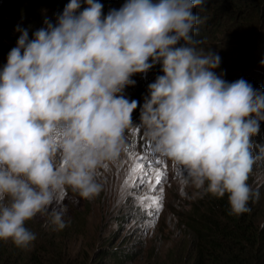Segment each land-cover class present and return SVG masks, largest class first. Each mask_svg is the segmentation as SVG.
Returning a JSON list of instances; mask_svg holds the SVG:
<instances>
[{
  "label": "clouds",
  "instance_id": "obj_1",
  "mask_svg": "<svg viewBox=\"0 0 264 264\" xmlns=\"http://www.w3.org/2000/svg\"><path fill=\"white\" fill-rule=\"evenodd\" d=\"M83 2L78 11L81 0H70L32 39L20 30L0 70V241L28 248L36 235L26 222L38 214L62 230L58 195L67 188L83 199L99 194L98 171L120 158L134 127L139 102L123 90L156 63L163 75L148 85L135 127L197 187L227 194L232 214L249 211L258 195L249 175L264 158V147L252 152L264 92L226 82L212 71L219 55L192 46L202 0H126L106 16L97 0Z\"/></svg>",
  "mask_w": 264,
  "mask_h": 264
},
{
  "label": "rangeland",
  "instance_id": "obj_2",
  "mask_svg": "<svg viewBox=\"0 0 264 264\" xmlns=\"http://www.w3.org/2000/svg\"><path fill=\"white\" fill-rule=\"evenodd\" d=\"M117 1L112 2L114 9L120 6ZM249 1L247 5L235 7V10L241 9L240 11L224 15L227 16L225 19L223 16L218 18L221 22L220 27L217 28V32L212 33H216V36L207 37L205 34L201 44L196 42L192 45L202 54L211 51L219 55L220 65L212 71L219 77L228 75L223 77L228 82L234 73L241 75L245 81H249V78L245 79L249 70L257 77L261 76L258 73H264V64H261L263 60L255 57L257 52L261 54L258 47L261 38L264 39V8L261 6L263 0ZM97 2L103 5L102 12L106 16L110 11L109 3L106 0ZM9 3L10 0H0V70L6 65L10 50L16 47L21 35L20 30L27 29L29 39H32L35 31L46 27V20L55 24L57 17L64 10L62 5H59L61 8L57 4L45 6L39 14H33L36 18L33 19V23L26 25V20L31 22L30 17L23 14L17 16L13 7L8 6ZM85 7L87 6L81 5L80 9L83 10ZM235 16L236 20L230 22ZM222 26L223 29H220ZM214 27L215 25L209 26L208 30ZM155 67L156 70H160L162 64L156 63L147 72L133 74L131 79L135 83L126 85L123 90L122 95L125 98L139 102L137 109L132 113L134 127L125 133L126 149L120 158L105 164L98 171V182L102 185L99 194L92 199H83L71 188H67L58 195L62 205L67 208L63 217L65 224L77 220V223H70L67 235H62L63 238L58 241L61 243L62 254L69 251L72 264L74 262L117 264L113 251H125L135 256L133 260L124 259V264H189L191 243L189 224L210 206H217L220 199L228 201L227 194L223 198H218L209 193L206 183L202 187H197L183 167L154 152L144 130L135 127L141 123V107L145 98L149 96L148 85L155 82L157 76L163 75L152 74L151 69ZM252 79L253 77L250 81ZM252 87L254 90L264 92L262 82L259 88L254 85ZM260 133L264 134V121H260V131L256 137ZM141 155L147 159L139 161L138 157ZM157 159L165 171L162 183L155 191L147 184L140 187L137 177L142 175V170L137 168L130 173V169L137 163L147 164L148 161L155 162ZM152 174L155 175L154 169ZM248 184L254 193L258 194L257 199L249 200V210L258 207L264 215V164L253 166ZM159 188L163 189V207L158 216L149 215L154 209L147 206L151 204L150 198L153 195H160ZM260 221L262 222V217ZM153 222L154 227L151 226ZM26 226L33 229L31 231L36 235L34 242L42 244L49 243L48 237L52 233H64V230L68 229L65 226L62 230H57L51 223L50 216L39 214L27 221ZM50 247L54 250L52 243Z\"/></svg>",
  "mask_w": 264,
  "mask_h": 264
},
{
  "label": "trees",
  "instance_id": "obj_3",
  "mask_svg": "<svg viewBox=\"0 0 264 264\" xmlns=\"http://www.w3.org/2000/svg\"><path fill=\"white\" fill-rule=\"evenodd\" d=\"M61 1L10 0L8 6L13 7L12 9L16 12L17 16L18 14H23L27 15L28 18L30 17L31 22L26 20V25H31L34 21L33 19H36L33 14H39L45 6L57 4L58 7L62 5L65 8L67 3L70 2V0H63L65 3ZM106 1L109 3L110 10H113L112 2L114 0ZM117 2L121 8L126 0H118ZM249 2V0H202V3L193 9V13L199 17V23L195 25L191 33L194 41L201 44L205 34L207 37L216 36V33H212L217 32V28L220 27L221 22L218 21V18L240 11L241 9L235 10V7L247 5ZM81 5L87 6L83 0H81ZM261 6L264 8V0ZM119 7L117 6L116 10H119ZM79 11L82 10L80 9ZM235 20L236 16L231 18L230 22H234ZM213 25H215L214 29L208 30L209 26L212 27ZM195 28L198 29L195 30ZM220 29H223V26ZM225 29H227L226 26ZM259 46L258 50L261 54L257 52L255 57L261 58L263 60L261 64H264V39L261 38ZM151 70L152 74H163L162 68L156 70L155 67V69ZM253 74L254 72L249 70V74H247L245 79L249 78L247 82L259 88L261 82L264 84V73H258L261 75L259 77ZM226 76L228 75L220 77L223 79ZM251 77L253 79L250 81ZM238 79H242V76L234 73L229 83L235 82ZM263 139L264 134L252 137L254 142L252 150L254 157L258 156L261 147H264ZM263 161L264 158L256 159L253 166L264 164ZM252 199H257V196H254ZM220 201V203L217 201V206H210L206 212L196 216L189 224V236L191 240L189 264H264V215H262V211L256 207L252 211L249 210L241 215H235L231 213L228 201L225 199H220ZM260 217H262V222L260 221ZM71 222L77 223V220L75 219ZM70 223L66 224L68 229L64 230V233H52L48 237L50 238L48 240L49 243L45 242L46 244L35 243L33 241L28 248L22 249L16 247L10 240L0 241V264H72L73 261L71 262L69 251L62 254L61 243L58 242L63 238L62 235H67ZM26 227L33 230L29 226ZM51 243L54 245V250L50 247ZM113 252L115 253L114 259L117 261V264H124V259L125 261L128 259L133 260L135 257L125 251ZM73 264H77V262Z\"/></svg>",
  "mask_w": 264,
  "mask_h": 264
},
{
  "label": "snow or ice",
  "instance_id": "obj_4",
  "mask_svg": "<svg viewBox=\"0 0 264 264\" xmlns=\"http://www.w3.org/2000/svg\"><path fill=\"white\" fill-rule=\"evenodd\" d=\"M147 158L144 156H139L138 160L139 161H144ZM137 168H140L142 170V175L137 177V180L139 181V186L143 187L145 184L150 186V189L152 191H155L157 187L162 183V180L165 175L164 169L160 166V161L157 159L155 162L148 161L147 164L141 162L137 163L136 165L133 166L132 169H130V173L135 171ZM152 169L155 170V175L152 174ZM125 184H128V180H125ZM136 186L135 181L133 182V187ZM160 195L156 196L153 195L151 199V204L147 206V208H152L154 209V212H149V215H156L158 216L159 212L161 211L163 207V189L159 188ZM141 205H143V198H141ZM152 227L155 226V223L151 225Z\"/></svg>",
  "mask_w": 264,
  "mask_h": 264
}]
</instances>
